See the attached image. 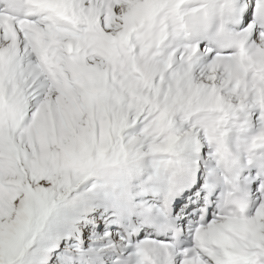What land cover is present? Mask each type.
Listing matches in <instances>:
<instances>
[{
  "label": "snow or ice",
  "instance_id": "obj_1",
  "mask_svg": "<svg viewBox=\"0 0 264 264\" xmlns=\"http://www.w3.org/2000/svg\"><path fill=\"white\" fill-rule=\"evenodd\" d=\"M0 264H264V0H0Z\"/></svg>",
  "mask_w": 264,
  "mask_h": 264
}]
</instances>
